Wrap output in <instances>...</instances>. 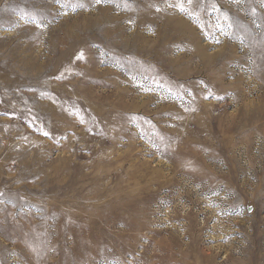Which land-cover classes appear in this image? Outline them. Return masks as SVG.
I'll list each match as a JSON object with an SVG mask.
<instances>
[{
    "label": "rangeland",
    "instance_id": "obj_1",
    "mask_svg": "<svg viewBox=\"0 0 264 264\" xmlns=\"http://www.w3.org/2000/svg\"><path fill=\"white\" fill-rule=\"evenodd\" d=\"M0 264H264V0H0Z\"/></svg>",
    "mask_w": 264,
    "mask_h": 264
},
{
    "label": "snow or ice",
    "instance_id": "obj_2",
    "mask_svg": "<svg viewBox=\"0 0 264 264\" xmlns=\"http://www.w3.org/2000/svg\"><path fill=\"white\" fill-rule=\"evenodd\" d=\"M96 2L99 3L100 0H96ZM188 2L191 3V0H188ZM181 10H183V9H181ZM37 26H39V24H37ZM230 26H231V25H229V27H230ZM218 42H219V41H217V43H218ZM79 58H83V54H81V56H80ZM44 135L47 136L48 133H47V132H44ZM32 250H33V251H36L35 248H33Z\"/></svg>",
    "mask_w": 264,
    "mask_h": 264
}]
</instances>
